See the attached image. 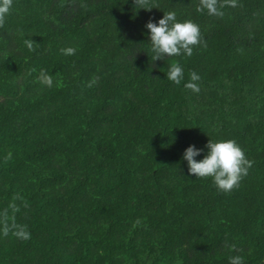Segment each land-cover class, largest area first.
I'll list each match as a JSON object with an SVG mask.
<instances>
[{
	"label": "trees",
	"instance_id": "1",
	"mask_svg": "<svg viewBox=\"0 0 264 264\" xmlns=\"http://www.w3.org/2000/svg\"><path fill=\"white\" fill-rule=\"evenodd\" d=\"M151 3L13 0L0 27V212L14 202L9 223L31 238L0 231V264H264V0L222 16L199 0ZM169 11L206 46L153 62L145 25ZM175 62L180 85L166 78ZM192 71L199 93L184 88ZM209 139L253 162L230 193L182 159L195 145L202 160Z\"/></svg>",
	"mask_w": 264,
	"mask_h": 264
},
{
	"label": "clouds",
	"instance_id": "2",
	"mask_svg": "<svg viewBox=\"0 0 264 264\" xmlns=\"http://www.w3.org/2000/svg\"><path fill=\"white\" fill-rule=\"evenodd\" d=\"M136 8L145 11H151L155 8L151 0H133ZM225 6L236 7L237 0H199L196 7L198 13L206 12L209 16H222V8ZM13 8V0H0V27H3L6 18L11 14ZM145 28L148 30L150 37L151 52L153 53L152 61L165 60L173 56L186 55L192 56L193 49L202 43L206 46V42L202 41L199 25L191 20L178 22L174 11L164 12L163 18L158 22H154L151 18L146 23ZM25 44L29 51H35L37 43L32 39H26ZM61 53L67 56L75 55L77 49L74 47L61 48ZM32 71H35L33 69ZM190 78L184 84V88L193 93H199L200 87L197 83L200 79L199 75L192 71ZM166 78L176 85H180L184 80V70L178 63H172L169 67ZM37 81L47 87L53 84L52 77L45 70H41ZM94 79L90 84H95ZM207 153L202 160L197 161L196 157L201 154L202 149H197L195 145L187 147L183 153L182 159L187 161L188 173L196 178H211L217 191L222 193H230L238 188L244 177L248 175L249 169L253 162L250 161L235 140H221L213 142L209 139L205 145ZM11 159V153L5 156L7 163ZM18 197H13L15 201ZM9 209L12 213L19 211L16 204L10 203L8 208L0 212V231L7 237L11 233L14 237L22 240L30 239V232L26 225L17 224L12 218L9 223ZM139 223V221H137ZM231 251H242L237 249L235 244L226 245ZM229 264H243V257L240 255L229 256Z\"/></svg>",
	"mask_w": 264,
	"mask_h": 264
}]
</instances>
